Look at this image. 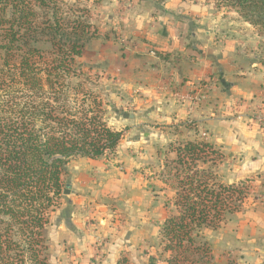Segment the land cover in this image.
<instances>
[{
    "label": "trees",
    "instance_id": "16d2710c",
    "mask_svg": "<svg viewBox=\"0 0 264 264\" xmlns=\"http://www.w3.org/2000/svg\"><path fill=\"white\" fill-rule=\"evenodd\" d=\"M211 1L264 37V0ZM88 19L66 0H0V264H50L45 231L68 163L113 153L122 139L105 121L98 79L77 63L95 36ZM171 150L175 213L159 227L156 255L162 264H215L204 234L241 211L248 189L214 173L223 158L215 144L195 137Z\"/></svg>",
    "mask_w": 264,
    "mask_h": 264
},
{
    "label": "rangeland",
    "instance_id": "374dc122",
    "mask_svg": "<svg viewBox=\"0 0 264 264\" xmlns=\"http://www.w3.org/2000/svg\"><path fill=\"white\" fill-rule=\"evenodd\" d=\"M66 1L72 5L79 3L81 7L86 8L89 13L88 21L92 30H95V36L85 44L77 63L83 66L89 76L98 79L99 97L105 110L107 125L123 133L120 149L116 148L113 153H107L105 156L111 160L115 157L114 167L118 172L116 179L121 176L125 178H122L124 185L121 184L122 182L118 185L119 196L115 199L100 195L94 196L91 201L84 200L72 177V173L80 169L75 163L80 158H74L68 163L62 181L65 186L63 191L69 192L63 194L62 191L60 204L52 213L45 231L48 239L49 262L50 264H116L118 259L125 257L129 260V264H149L151 259H155L157 264H162L156 255L160 242L158 230L163 221L175 213L174 189L169 179L173 173L172 164L167 168L176 157L171 147L175 148L183 141L195 137L187 138L186 127L176 125L169 132L165 131L163 142H155L151 147L150 159L146 158L148 156L141 150L138 151L143 161L139 162L140 166H135L131 161L135 158L136 148H130L129 139L135 137L134 133L138 127L147 130L146 124L137 126L138 121H144V111L141 115L135 112L130 103L121 102L118 92L120 86L118 77L125 61L124 50L134 42L135 27L141 24L142 19L152 18L151 14L146 18L148 11L159 10L152 8L154 2L149 0ZM198 1H202L204 6L215 7L220 15L221 25L235 22L234 25H237L240 32L238 36L247 35L246 38L249 40L254 37L255 39L252 40L259 43V48L262 49L261 57H264V37L258 35L257 29L246 25L242 28L243 19L229 7L217 6L211 0ZM130 115L133 117H129ZM137 136L143 139L142 133H138ZM196 138L207 142L202 135ZM216 148L222 153L223 158L216 167L212 168L214 173L223 183H243L248 189V195L240 211V223L225 222L219 229V234L216 232L218 236L214 234V238L212 236L210 240H208L209 235L204 236L211 246L212 261L215 264H221L219 262L264 264V236L258 243L250 242V248L242 249L237 246L243 241L249 242L260 236V229H252L254 225L250 224L247 231L242 227L247 221L251 223L249 216L254 211L264 212V180L259 174L241 176L242 164L239 160H231L218 145ZM254 232L259 234L254 235ZM216 237L218 242L215 240ZM226 237H231L232 241L228 239L229 243ZM236 237H239L237 245L233 242Z\"/></svg>",
    "mask_w": 264,
    "mask_h": 264
},
{
    "label": "crops",
    "instance_id": "0c3cea01",
    "mask_svg": "<svg viewBox=\"0 0 264 264\" xmlns=\"http://www.w3.org/2000/svg\"><path fill=\"white\" fill-rule=\"evenodd\" d=\"M152 8L159 11H148L146 18L151 14V20L142 19L135 27L134 42L124 50L118 77L121 102L130 103L141 115L144 111V121L137 126L146 124L148 130L138 127L129 139L130 148H136L131 162L138 166L143 161L140 150L150 159L151 147L164 141L165 131L184 125L187 138L202 135L228 158L239 160L241 176L259 174L264 180V131L255 119L264 116V57L259 43L254 37L238 36L233 21L221 25L215 7L204 6L202 1L168 0ZM107 157L75 161L80 169L72 173L73 182L84 200L119 196L118 185L125 177L116 179L115 157ZM240 215L235 213L226 222L240 223ZM249 217L251 223L247 221L242 228L254 225L260 236L239 245V237L233 239L242 249L264 236V212L254 211ZM216 232L206 231L204 236L210 240L218 236ZM226 238L230 243L231 237ZM149 264L157 262L151 259Z\"/></svg>",
    "mask_w": 264,
    "mask_h": 264
},
{
    "label": "built area",
    "instance_id": "2783aa9c",
    "mask_svg": "<svg viewBox=\"0 0 264 264\" xmlns=\"http://www.w3.org/2000/svg\"><path fill=\"white\" fill-rule=\"evenodd\" d=\"M256 122L260 125L261 129L264 131V116L258 115L256 118Z\"/></svg>",
    "mask_w": 264,
    "mask_h": 264
},
{
    "label": "water",
    "instance_id": "95a60500",
    "mask_svg": "<svg viewBox=\"0 0 264 264\" xmlns=\"http://www.w3.org/2000/svg\"><path fill=\"white\" fill-rule=\"evenodd\" d=\"M129 117L132 118L133 116L130 115ZM68 192H69L68 190H64V191H63V194H68Z\"/></svg>",
    "mask_w": 264,
    "mask_h": 264
}]
</instances>
